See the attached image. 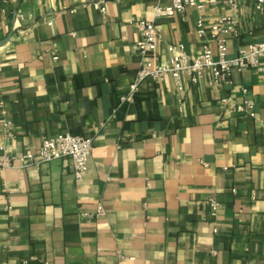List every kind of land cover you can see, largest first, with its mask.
Wrapping results in <instances>:
<instances>
[{"label": "crops", "instance_id": "0c3cea01", "mask_svg": "<svg viewBox=\"0 0 264 264\" xmlns=\"http://www.w3.org/2000/svg\"><path fill=\"white\" fill-rule=\"evenodd\" d=\"M0 0V264H264V81L255 68L146 78L135 22L157 0ZM157 19L190 57L216 40L196 23L233 20L227 55L264 41V9L248 0ZM125 97L122 99L121 97ZM228 104H222V100ZM246 100L254 116L229 108ZM92 138L77 181L66 159L19 157L62 133ZM217 203L215 210L207 203ZM103 214L96 215L97 204Z\"/></svg>", "mask_w": 264, "mask_h": 264}, {"label": "built area", "instance_id": "2783aa9c", "mask_svg": "<svg viewBox=\"0 0 264 264\" xmlns=\"http://www.w3.org/2000/svg\"><path fill=\"white\" fill-rule=\"evenodd\" d=\"M227 6L236 8L239 0H221ZM255 9H264V0H248ZM91 4L103 11L104 0H91ZM202 9L199 0H157L153 9L152 20H137L135 27L139 34L134 44V50L140 58V67L134 82L130 85L129 94L133 93L138 84L146 78L161 81L166 75H171L178 89H181V74L187 73L192 82H196L208 71L212 77V83L219 85L232 71H241L245 68H255L259 71L264 81V41L254 42L237 50L233 57L227 55L226 39L219 36L227 33L232 28L233 20L219 19L215 23L206 26L202 18L196 23V34L200 39L211 37L216 40V52L214 53L208 44H203L199 55L190 57L181 45H168L170 57L167 63L157 64L155 50L159 41L157 19L173 16L184 12L187 8ZM124 99L125 97H121ZM222 104L227 105L228 100L223 99ZM254 103L246 100L241 104H230L229 108L248 116H254ZM92 151V138L62 133L45 138L40 142L35 152H25L19 157V161L28 165H38L59 159L68 160L73 169V177L79 181L87 170L89 156ZM5 163L0 160V165ZM207 203L212 210L216 208V201L209 199ZM104 212L100 203L97 204L96 215Z\"/></svg>", "mask_w": 264, "mask_h": 264}]
</instances>
